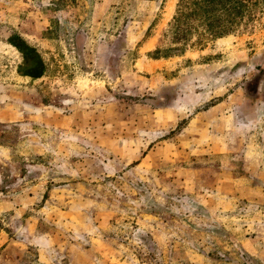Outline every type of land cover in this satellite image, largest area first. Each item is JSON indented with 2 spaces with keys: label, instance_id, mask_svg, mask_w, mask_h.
<instances>
[{
  "label": "rangeland",
  "instance_id": "rangeland-1",
  "mask_svg": "<svg viewBox=\"0 0 264 264\" xmlns=\"http://www.w3.org/2000/svg\"><path fill=\"white\" fill-rule=\"evenodd\" d=\"M178 1L0 0V264H264V4Z\"/></svg>",
  "mask_w": 264,
  "mask_h": 264
},
{
  "label": "trees",
  "instance_id": "trees-1",
  "mask_svg": "<svg viewBox=\"0 0 264 264\" xmlns=\"http://www.w3.org/2000/svg\"><path fill=\"white\" fill-rule=\"evenodd\" d=\"M264 0H179L167 30L170 45L164 57L181 56L188 49L201 48L210 41L234 33L254 17ZM156 50L153 56L159 55Z\"/></svg>",
  "mask_w": 264,
  "mask_h": 264
}]
</instances>
